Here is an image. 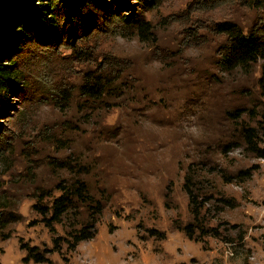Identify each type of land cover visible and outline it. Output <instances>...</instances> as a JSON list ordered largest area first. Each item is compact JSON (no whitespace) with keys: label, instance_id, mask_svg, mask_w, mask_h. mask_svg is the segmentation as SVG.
Instances as JSON below:
<instances>
[{"label":"rangeland","instance_id":"rangeland-1","mask_svg":"<svg viewBox=\"0 0 264 264\" xmlns=\"http://www.w3.org/2000/svg\"><path fill=\"white\" fill-rule=\"evenodd\" d=\"M144 6L118 0L115 10L150 23L145 41L123 30L119 15L87 5L78 16L58 13L54 31L34 23L8 55L19 81L0 109V143H7L0 146V195L20 219L1 232L0 264H264V159L246 151L243 137L252 128L264 149V59L222 71L225 38L211 31L226 19L244 30L264 23V3ZM79 18L87 20L85 34ZM100 51L127 74L116 103L78 92ZM75 177L87 182L101 212L75 204L53 225L55 235L66 238L96 220L93 238L74 250L62 243L60 252L46 253L48 263H23L21 243L52 246L33 209L38 193L55 197L57 183Z\"/></svg>","mask_w":264,"mask_h":264},{"label":"trees","instance_id":"trees-1","mask_svg":"<svg viewBox=\"0 0 264 264\" xmlns=\"http://www.w3.org/2000/svg\"><path fill=\"white\" fill-rule=\"evenodd\" d=\"M136 1H143L144 7L155 5V0ZM211 1L213 0H199L203 5ZM234 1H240L251 8L261 7L264 3V0ZM117 2L118 0H0V109L7 105L6 95L19 81V72L9 62L8 55L19 41L26 39L25 35L31 31L34 23L44 25L50 31H54L58 13H75L74 16H78L85 6L92 5L106 17L115 18L119 15L123 23V30L134 31L140 41L147 40L151 35L150 23L141 15H120L115 10ZM150 8L153 7L148 9ZM78 24L80 32L87 33V20L79 18ZM211 31L225 38V44L220 46L218 51V65L222 71L246 69L257 59H264V23L254 24L244 30L238 23L226 19L212 24ZM99 56L101 59L97 65L84 72L78 92L81 97L90 98L94 102L116 103V100L123 98L122 95L126 91L123 84L125 82L123 77L127 75L126 72L123 73L125 68L117 62L115 57V61H112L101 51ZM259 83L264 95V77L260 78ZM243 137L246 151L252 154L256 153L257 157L264 159V149L258 148L255 144L254 130L244 128ZM5 144L7 143H0V146H5ZM79 167V174L86 175L88 173L86 165H79ZM55 188L59 191L57 196L53 197L51 193L41 190L36 197V204L33 205V209L41 216L45 227L52 233V246L48 250H40L38 246L21 243L20 249L25 250V255L22 258L23 263L29 261L48 263L50 261L46 257V253L60 252L62 243H65L67 248L74 250L78 242L91 239L94 236L96 220H87L78 228L73 227L69 230L66 238L55 235L53 225L61 223L62 218L75 204L88 206L95 216L101 212V203L90 194L88 184L84 179L75 177L71 181H60ZM188 195L190 204H192L194 196L190 191H188ZM45 198L50 200L48 203L42 204ZM197 206L195 205L194 208V214H196L194 217L199 215L196 213L200 209L196 208ZM19 219L20 216L10 203L9 198L0 195V236L1 232H4L11 223ZM182 230L189 239L192 238L194 229L191 224L185 225ZM150 234L153 235V233ZM8 236L7 234L3 237Z\"/></svg>","mask_w":264,"mask_h":264}]
</instances>
